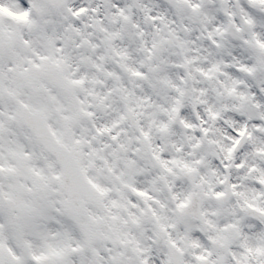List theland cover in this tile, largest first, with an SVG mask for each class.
Segmentation results:
<instances>
[{
  "label": "snow or ice",
  "instance_id": "1",
  "mask_svg": "<svg viewBox=\"0 0 264 264\" xmlns=\"http://www.w3.org/2000/svg\"><path fill=\"white\" fill-rule=\"evenodd\" d=\"M0 264H264V0H0Z\"/></svg>",
  "mask_w": 264,
  "mask_h": 264
}]
</instances>
